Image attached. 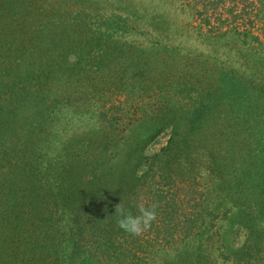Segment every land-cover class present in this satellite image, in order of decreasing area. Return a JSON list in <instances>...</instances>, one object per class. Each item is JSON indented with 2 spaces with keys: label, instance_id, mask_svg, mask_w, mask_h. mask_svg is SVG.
Returning <instances> with one entry per match:
<instances>
[{
  "label": "rangeland",
  "instance_id": "1",
  "mask_svg": "<svg viewBox=\"0 0 264 264\" xmlns=\"http://www.w3.org/2000/svg\"><path fill=\"white\" fill-rule=\"evenodd\" d=\"M0 3V264H71L74 251L75 264H264L263 232L225 208L245 161L263 156L264 0ZM30 186L71 194L44 190L33 208ZM89 199L108 224L122 202L157 217L139 236L121 229L116 251L89 220L70 232L68 203ZM216 200L210 230L187 234Z\"/></svg>",
  "mask_w": 264,
  "mask_h": 264
},
{
  "label": "trees",
  "instance_id": "2",
  "mask_svg": "<svg viewBox=\"0 0 264 264\" xmlns=\"http://www.w3.org/2000/svg\"><path fill=\"white\" fill-rule=\"evenodd\" d=\"M4 5H5L4 3H2V4L0 3V14L2 17L7 16V18H8L11 16V11L9 12V10H8L7 12H5L4 9L9 8L11 10V7H9L8 5H5V6ZM55 22H56V19H55ZM54 45H56V42H54ZM40 100H42V99L39 98L38 100H35L34 102L40 103ZM241 129L242 128H238V132H231V133H233L234 135L238 133L240 135L241 132H239V131ZM238 134H237V136H238ZM137 146H139V145H137ZM260 150L263 152L262 158L261 159L259 157L255 158L252 155V157H254L255 160L252 161V159L250 160V158L248 160H246L245 161L246 164H245L243 170L239 171V173L236 175V177H234L236 179L231 184L232 186L229 185L231 187H229L227 189V192H229L230 201L228 200L229 203L225 206V208L229 209L231 206H233V208L234 207L235 208L243 207V209H242L243 211H241L243 217H242V215L240 217V218H242V220H240V223H239V221H237V219H235L234 223H239L240 225L247 228L249 234L251 233L252 229L253 230L255 229V227H258L261 230V232H263V234H264V145H262V148H260ZM214 158L217 159V157H214ZM62 172L65 174L66 178H67V175L69 174L68 180L72 181V179L74 178V175H75V172H74V170H72V168L63 167ZM72 173H73V176H72ZM8 175L10 177V180L14 181L17 185H19L20 182L22 184H26L25 181H23L21 179L19 181L17 179V175L15 173L10 172V173H8ZM56 177H57V174L54 173L53 178H56ZM60 185H62V184H59V186ZM129 185H131V184H129ZM132 186L134 187L135 184L132 183ZM19 188H20V191L22 192L24 190L25 186L19 187ZM230 188H237V189H230ZM135 189H136V187H135ZM44 190H47L50 193L53 191H59V193H57L56 197H61V198H63V200L71 194L70 189H69L70 193H68V192H66V189H56V190L55 189H35V187L30 186V188H28L26 192H23L21 194V198L23 200V203H25L26 206L31 205V207H33V208H34V205H32V204H36V203H39V205L42 206L43 202H45V199L43 196L45 194ZM53 194H55V192H53ZM53 194L52 195L47 194V195L54 196ZM94 199H96V197H94ZM66 200L68 201V199H66ZM89 201H90V199L87 202H84L81 205V207L78 206V208H77V205L75 203H72V202L68 203L69 206L71 207L70 210L73 212L71 214L74 215L73 216V229L74 230H70V232L74 233L77 229L76 228V226H77L79 228V232H80L79 235H82L83 234V225L82 226L80 225L81 220H83V219L89 220V222L91 223L93 228H95L94 230L96 231L97 236L100 237L99 239L103 240V244L105 246H107V245L111 246L112 245L116 251H119L123 247L122 242H120L121 237H123V238H125V237H124V234L122 233V230L118 227L117 223H115V220H117L118 216H115V218L112 217V220H113L112 223H111V221L109 224L105 223V221H102V218L108 217L107 215H109V213L107 214V209L105 207H102L98 210L97 213H90V212L88 213L85 205ZM212 202L215 204V206L213 205L214 211L209 209V211H207V215H206V212L200 213L201 214L200 215L201 220L199 222H201V224L196 225L194 223V225H196L194 228L195 230L193 229L194 232L190 233V232H192L191 230L186 231L187 234L196 235L198 232L200 234V233L208 232V230H210V226L212 227L211 221L209 222V221H207V219H211L212 218L211 214L216 213L218 200L212 201ZM41 208H43V207H41ZM99 212H101V214ZM109 212H110V214L112 213L114 215L115 214V208L112 210L109 209ZM156 212H157V207H156ZM56 214H57V211L55 210V216L58 219H60V216L56 215ZM45 218H44V220H46ZM34 219H35V217H34V215H32L28 218H25L24 222L19 223L17 226L22 227V225H25L26 223H30ZM77 221H80V223L75 224ZM207 222H209L210 225ZM55 225H56L57 230H59V231L54 233L57 235V234L61 233L60 229L62 228V222H55ZM110 228L113 229V232H111L110 237H107V233H108V230ZM116 228H118V229H116ZM185 228H186V226H185ZM114 229H116L115 230L116 233H115ZM61 236H63V233H61ZM130 236H132V235L130 234ZM2 252L3 251L0 249V258L3 259L4 262H6L7 259L4 257H7V256L3 257ZM58 253L62 257L65 256V258H66V251L62 250V248L58 249ZM69 256H71V264L78 263V255L76 254L75 251L72 253L69 252ZM37 258H39V257H37ZM37 258L30 260L29 264H34L35 260H36V262H39L37 260ZM40 261H43V258ZM55 264H60L59 257H58V260L55 262Z\"/></svg>",
  "mask_w": 264,
  "mask_h": 264
},
{
  "label": "clouds",
  "instance_id": "3",
  "mask_svg": "<svg viewBox=\"0 0 264 264\" xmlns=\"http://www.w3.org/2000/svg\"><path fill=\"white\" fill-rule=\"evenodd\" d=\"M122 205L123 202L116 206L113 216H118V227L131 235H141L151 227L157 217L155 205L148 207H145L143 204L138 205L139 214H133Z\"/></svg>",
  "mask_w": 264,
  "mask_h": 264
}]
</instances>
